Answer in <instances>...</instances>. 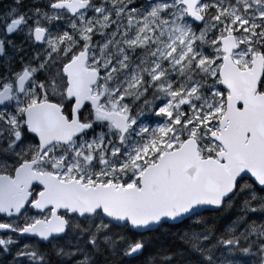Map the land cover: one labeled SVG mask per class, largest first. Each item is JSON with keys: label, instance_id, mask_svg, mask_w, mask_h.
Returning <instances> with one entry per match:
<instances>
[{"label": "snow or ice", "instance_id": "6c2138e0", "mask_svg": "<svg viewBox=\"0 0 264 264\" xmlns=\"http://www.w3.org/2000/svg\"><path fill=\"white\" fill-rule=\"evenodd\" d=\"M0 264H264V0L0 3Z\"/></svg>", "mask_w": 264, "mask_h": 264}, {"label": "trees", "instance_id": "16d2710c", "mask_svg": "<svg viewBox=\"0 0 264 264\" xmlns=\"http://www.w3.org/2000/svg\"><path fill=\"white\" fill-rule=\"evenodd\" d=\"M3 2H5V0H0V3H3Z\"/></svg>", "mask_w": 264, "mask_h": 264}]
</instances>
